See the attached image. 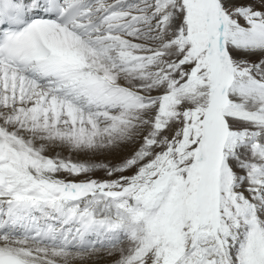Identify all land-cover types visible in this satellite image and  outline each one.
Segmentation results:
<instances>
[{"label":"snow or ice","instance_id":"obj_1","mask_svg":"<svg viewBox=\"0 0 264 264\" xmlns=\"http://www.w3.org/2000/svg\"><path fill=\"white\" fill-rule=\"evenodd\" d=\"M0 264H264V0H0Z\"/></svg>","mask_w":264,"mask_h":264}]
</instances>
